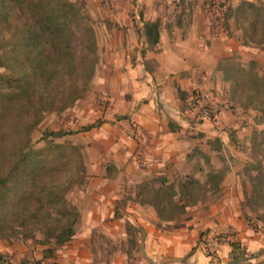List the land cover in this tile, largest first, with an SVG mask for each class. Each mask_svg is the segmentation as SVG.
Instances as JSON below:
<instances>
[{"label":"crops","instance_id":"1","mask_svg":"<svg viewBox=\"0 0 264 264\" xmlns=\"http://www.w3.org/2000/svg\"><path fill=\"white\" fill-rule=\"evenodd\" d=\"M139 1L143 22L165 24L167 15L171 25L161 30L154 51L134 54L132 50L141 48L145 40L126 19V35H116L121 49L108 54L109 63L93 83L95 94L101 88L110 94L109 103L100 108L96 101H87L73 109L79 113L80 126L102 123L78 134L92 154L88 184L74 200L80 223L72 241L56 248L45 264H234L228 263L227 258L235 256L228 244L221 246L217 263L204 255L200 243L209 229L208 235L230 232L240 240L250 235L230 206L226 179L220 202L193 207L174 222H159L151 207L124 197V187L152 177L188 175V111L183 110L188 109L192 91L204 92L223 54L221 36L215 39L210 33L204 0L180 5L173 0L162 5L156 0ZM177 88L186 94L184 100L177 96ZM207 127V123L198 126L211 134ZM108 164L112 169H107ZM125 222L138 228L140 247L131 257L125 254ZM41 251L34 255L27 245L0 239V264H31L33 258L41 259Z\"/></svg>","mask_w":264,"mask_h":264},{"label":"trees","instance_id":"2","mask_svg":"<svg viewBox=\"0 0 264 264\" xmlns=\"http://www.w3.org/2000/svg\"><path fill=\"white\" fill-rule=\"evenodd\" d=\"M235 13L250 26L249 33L240 26L249 38V43L244 44L263 45L264 4L245 0ZM85 20L81 8L71 0H0V68L8 72L7 76L0 75V239L34 240L41 235L39 244L44 249L35 264H44L54 257L56 248L72 241L79 219L76 208L66 199L74 184L71 151L68 154L64 145L53 142L76 131L44 132L41 140L45 146L35 150L31 148V135L47 113L64 112L89 91L96 45ZM163 28L166 27L159 20L143 22L139 33L147 50L157 48ZM77 32L82 35L79 47ZM240 73L245 72L234 71L226 78L234 82L230 101H240L264 117V75L254 74L251 66L244 75ZM176 93L179 99H185L186 94L179 88ZM190 97L198 104L194 91ZM101 123L97 120L81 131ZM258 135L255 139L261 135L259 145L254 146L264 149V130ZM263 162L250 165L255 175L250 179L249 200L262 208ZM222 181L217 173H209L204 183L191 175L179 182L156 176L135 185L131 198L141 206L151 207L159 222H174L207 194H219ZM126 231L131 236L129 223ZM220 237L225 238L223 243L229 241L227 234L214 238ZM134 242L128 238V256ZM51 243L54 249L46 247ZM228 245L234 252V243Z\"/></svg>","mask_w":264,"mask_h":264},{"label":"rangeland","instance_id":"3","mask_svg":"<svg viewBox=\"0 0 264 264\" xmlns=\"http://www.w3.org/2000/svg\"><path fill=\"white\" fill-rule=\"evenodd\" d=\"M71 1L81 8L86 16L85 24L93 31L96 45L94 74L85 98L62 113H47L44 116L42 122L31 135V148L35 150L45 146V141L41 140L44 132L52 130L76 131L73 135L53 139L54 143L64 145L68 154L71 151L70 169L74 173V184L71 191L66 195V199L76 208L74 205L75 196L83 192L88 184L89 174L87 166L91 163L92 154L89 143L78 136L79 133L84 132L81 129L86 125L80 126L79 121L76 122L79 120V113L73 109L78 107V105H84L87 101H96V105L100 108H105L106 104L109 103L110 94L102 88L95 94L93 86L96 83H93L96 74L99 71H103L106 64L109 63L108 54L112 50L117 52L121 49L117 44L116 35H126L127 28L124 26L126 19L131 20L132 29L136 35L138 34L139 39H144V37L139 33L142 28L140 23L143 22L141 18L143 17V4L139 0ZM164 1L156 0V3L162 5L165 3ZM242 1L245 0L203 1L206 14L209 17L210 33L215 39L221 36L219 41L223 47V54L220 56L212 77L210 76L207 81L204 92L200 90L194 91L198 104L194 103L193 100H188V109L183 110L188 111V175L194 176L201 183L207 181L209 173H217L220 177L222 176V184L225 183L224 180L226 179V193L222 190L224 188L221 184L219 194H207L197 206L202 207L207 204L209 206L212 204L211 202H220L223 193L229 194L230 206L232 204L234 211L238 213L240 219L250 231V235L245 240H240L233 238V234L230 232H214L212 235H208L210 234V229L207 230L204 234L206 237L200 241L204 255H210L218 263V260H220L218 252L221 246L234 243L235 250L232 253L235 256L228 257V263L264 264V208L249 202L252 191L250 179L255 175V172L250 170V165L255 164L257 161H264V149L254 146L261 139V135L258 140L255 137H258V133L264 130V117L257 110L244 107L240 101H230V98L232 99L233 97L234 82L226 80L228 75L231 76L234 71H244L246 73L250 66L254 74L258 76L264 75V44H244L249 43V38H247L240 26L242 24L246 28L247 33L250 32V26L247 23H242V18L235 13V9ZM250 1L264 4V0ZM186 2V0H173L171 3L180 5ZM165 18V24L162 23V25L168 28L171 25V18L167 15ZM77 34L79 38L76 41V45L79 47L82 35L80 32H77ZM141 43L143 44L141 48L135 47L132 50L134 54L147 51L145 41ZM7 73V71L0 68V75L7 76ZM245 73L240 74L244 75ZM204 123L208 124L207 128L211 134H207V130L204 128H198L199 125ZM192 143L195 146H190ZM106 167L108 170L112 169L110 164ZM183 177L182 174L176 173L169 180L179 182ZM133 191L134 187H124V197H132ZM79 223L80 219H78L76 229ZM126 225L127 222H125V230ZM130 226L132 231L131 236H128V238L132 237L135 241L129 250L132 256L133 252L139 250L140 244L136 241L138 228L131 224ZM219 234L229 235V241L220 244L218 239L214 238ZM42 239L43 237L37 234L34 240H21L20 238H13L10 242L1 240L14 245H27L35 255L38 251L40 252L44 249V246L39 244ZM205 245H208V247ZM46 247L55 248L52 243L46 245ZM127 252L128 241L125 244V254L128 256ZM36 261L33 258L31 264H35Z\"/></svg>","mask_w":264,"mask_h":264},{"label":"built area","instance_id":"4","mask_svg":"<svg viewBox=\"0 0 264 264\" xmlns=\"http://www.w3.org/2000/svg\"><path fill=\"white\" fill-rule=\"evenodd\" d=\"M205 115H207V114L205 113ZM204 118H205V116H204ZM224 241H225L224 237H220V239H218V242H220V244H222ZM214 244H215V242H214Z\"/></svg>","mask_w":264,"mask_h":264}]
</instances>
